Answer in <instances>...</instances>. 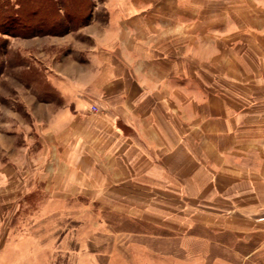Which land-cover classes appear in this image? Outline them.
<instances>
[{"label":"crops","instance_id":"1","mask_svg":"<svg viewBox=\"0 0 264 264\" xmlns=\"http://www.w3.org/2000/svg\"><path fill=\"white\" fill-rule=\"evenodd\" d=\"M79 31L86 44L64 56L65 38L39 37L44 89L20 100L37 153L26 142L21 163L7 155L0 200H101L148 217L173 248L158 264L252 257L238 246L264 232V0H100ZM11 206L0 264L54 262L64 241L34 224L15 238Z\"/></svg>","mask_w":264,"mask_h":264},{"label":"rangeland","instance_id":"2","mask_svg":"<svg viewBox=\"0 0 264 264\" xmlns=\"http://www.w3.org/2000/svg\"><path fill=\"white\" fill-rule=\"evenodd\" d=\"M97 1L100 0H0V167L7 163V155H13L16 164L21 163L22 150L28 142L37 153L36 134L27 128L32 120L25 116L20 100L36 97L44 89V72L37 66L39 37L42 42L45 37L65 38L69 43L61 49L63 56L70 53L72 45L86 44L79 30L88 23ZM27 42L33 44L29 57L24 49ZM53 202L42 198L0 200V207L12 205L8 208L14 212L15 238L34 224L30 234L39 230L43 238L64 241L60 255L56 254L51 264H158L156 260L162 257L155 251L164 254L173 250L150 236L148 217L117 213L101 200ZM50 208H60V215L37 216V211L47 212ZM247 240L238 246L239 259L243 255L252 257L242 258L238 264H264V232ZM174 253L178 255L177 249Z\"/></svg>","mask_w":264,"mask_h":264},{"label":"built area","instance_id":"3","mask_svg":"<svg viewBox=\"0 0 264 264\" xmlns=\"http://www.w3.org/2000/svg\"><path fill=\"white\" fill-rule=\"evenodd\" d=\"M92 110H93V111H95V110H96V108H94V107H93V108H92Z\"/></svg>","mask_w":264,"mask_h":264}]
</instances>
